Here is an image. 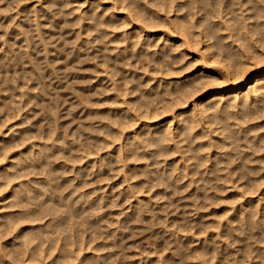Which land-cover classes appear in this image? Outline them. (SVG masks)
I'll return each instance as SVG.
<instances>
[{
	"label": "bare ground",
	"instance_id": "1",
	"mask_svg": "<svg viewBox=\"0 0 264 264\" xmlns=\"http://www.w3.org/2000/svg\"><path fill=\"white\" fill-rule=\"evenodd\" d=\"M75 1L97 8L104 5L103 14L112 10L110 17L125 19L126 24V17H120L121 10H127L136 21L130 38L163 46L153 55L161 68L155 89L161 83L165 89L143 91L127 78L113 79V71L106 70L125 107L111 115L88 113L100 119L98 124L82 132L81 140L68 139L56 116L38 111L45 108L49 85L57 79V87L65 86L70 74L66 68L79 59L55 67L65 51L54 41L51 45L43 31L47 26L44 11L55 17L69 0L8 2L15 3L18 14L23 13L14 26L25 50L6 57L0 68L28 85L23 106L33 103V112L22 114L10 133L3 132L0 138V264H191V259L193 264H264V0H172L169 6L155 0L146 4L143 0ZM5 10L0 4V12ZM94 21L87 23V31L99 22ZM32 23L38 43L31 34ZM52 23L57 32L63 17L52 18ZM38 44L44 57L34 56ZM51 52H56L53 61ZM110 65L115 62L109 61L107 68ZM183 71L188 73L182 75ZM12 86L9 77L4 79L1 96ZM37 88L43 95L32 92ZM4 105L3 100L0 107ZM176 153L179 157L169 162L167 156ZM84 160L87 167L97 165L99 173H105L106 165L118 163L117 187L123 186L118 196L130 203L124 215H99L98 211L115 203L113 197L89 198L78 194L80 185L60 179L58 172L65 171L68 162ZM142 160L146 162L138 164ZM224 186L245 187L240 192L249 196L262 190V197L254 203L246 199L255 208L238 210L241 218L235 209L237 217L233 213L228 221L229 208L225 209L228 228L222 224L226 228L218 231L223 219L207 226L200 210L216 203V198L219 201L217 191ZM180 187L188 190L187 200L179 205L175 194ZM190 206L199 211L202 221L198 215L199 220L190 219L196 224L187 225L192 233L195 227L199 230V223L207 226L200 231L206 234L204 239L198 235L193 240L197 230L190 234L189 227L183 229L186 224L175 214L176 208ZM191 208L183 214L193 212ZM156 225L165 226L164 233L171 230L165 235ZM173 225L177 226L172 230ZM213 229L216 232L211 235ZM185 230L190 241L180 242ZM136 236L147 241L143 248L136 245ZM200 240L199 246H191ZM132 256L139 258L133 261Z\"/></svg>",
	"mask_w": 264,
	"mask_h": 264
},
{
	"label": "rangeland",
	"instance_id": "2",
	"mask_svg": "<svg viewBox=\"0 0 264 264\" xmlns=\"http://www.w3.org/2000/svg\"><path fill=\"white\" fill-rule=\"evenodd\" d=\"M9 1H13V0H0V4L4 5L6 8L4 12H0V65L6 60V57L9 56L11 57L14 54L19 55L20 51L22 52L23 50H25L24 46H22L24 45V43L20 42L22 35L16 34V26H14L16 21L20 18V16L23 13L18 14L15 8V3L14 2L8 3ZM35 1L36 0H31L32 3ZM147 1L148 0H143L142 2L146 4ZM161 1H165V3H167V5L169 6L172 0H155V3L159 5ZM67 3L68 4L62 6V13L59 12V14H57L55 17L51 16L48 10L44 11L42 18L44 20V24H47V26H44L43 31L48 41L51 42V45H54V43H52L54 41L55 43L59 44L65 51L64 52L65 57L58 61L56 60L54 64L55 67L65 66L66 63H68V61L71 59L74 58H79V59L78 61L74 62L73 65L71 64L69 65L68 68H66L70 74H68L69 82L68 81H67L68 83L65 82L67 83L65 86L57 87L59 85L57 79H54L53 83L49 85V89L51 93L47 95L45 108L38 112L41 115V113L44 110H47L49 114H52L53 116L57 117L58 123L62 125L61 128L69 133L68 139L73 140V138H75L76 140H81L80 134L82 132H86L87 128L90 125L98 124V120H100L98 117H96L93 114L91 116H88V113L103 111L111 115L117 112V109L125 107V105L121 104L120 101L118 100L119 97L117 96L116 90L114 89V85H112V82L110 81L111 78L109 79L106 75V70L113 71L114 74L113 79L119 81L120 79L127 78V81L130 85L138 84L140 89L143 91L152 92L156 90H161L164 92L165 83H161V86L155 89L157 84H159L158 78L161 75L160 72L161 68L160 65L154 60L155 55H153V53H156V51H158L163 46L160 47L159 45H155L153 41L145 43L143 39L140 40V38L137 36H133L132 38H130L131 28L135 26L136 21L128 17L127 10H121L122 11L121 13L123 14L120 17V18L124 16L126 17L128 21V23L126 24L124 23L125 19L122 21L111 18L109 14L112 10L106 14H103L104 5H101L98 8L90 7L88 3L78 2L75 0H69V2ZM36 4L38 5L39 3ZM31 15H33V13H31ZM13 16H16V18L13 19L12 18ZM60 16L63 17V23L61 24V27L57 31L59 33L54 34L57 32L53 30V27H51V25L53 24L52 18L58 19ZM82 17H85L86 19L82 20L81 19ZM94 18H97L99 22L95 25L93 30L87 31L86 30L87 23L94 24L95 22ZM30 28L32 30L31 34L35 35L34 40H36L38 43L39 41L36 36L37 31L34 30L35 27L33 23L31 24ZM155 30H159V29H155ZM143 35H146V33ZM125 38L126 40H124ZM113 39H116V41H112ZM131 44L133 46H131ZM134 44L136 46H134ZM38 46H39V51L34 56L44 57L45 53L43 51V47L39 44ZM127 47L128 50H125V48ZM9 48L11 49L10 51ZM49 56L53 61L55 59L56 52H51ZM173 57L174 55L173 56L171 55V58ZM109 61H114L115 66L110 65L112 67L107 68ZM29 65L30 64H26L25 66H29ZM176 65H180V63H177ZM73 66H76V69H73L72 68ZM187 73L188 71H183L182 75H186ZM54 76L55 74L53 75V77ZM8 77L13 86L11 87V89L4 91L2 93L3 94L2 96L0 94V102L3 100L5 102V105L0 107V138L2 137L3 132L6 134L10 133V130L13 129L11 128V126L19 121L22 114H24L25 112H29V113L33 112L32 109L33 103L23 106V103L28 98V94H24V91L27 90L28 85L23 84L22 79L19 76H15V74L12 72L2 71V69L0 68V83H2V81L4 79H7ZM32 92H39V94L43 95L40 88L32 89ZM20 108L22 109L19 111ZM40 115H38V117ZM35 119L36 118L33 117V120ZM118 144L119 141L115 142L113 146H117ZM167 157H168V161L172 162V160L179 157V153H176L174 155H169ZM150 161L151 160L147 161L148 165L153 166ZM59 162H61V160H59ZM145 162H146L145 160L138 161V164H143ZM86 163L87 160H84L82 162L79 161L68 162V168L65 169V171L61 169L58 172L60 179L67 180L69 183L80 185L78 194L80 193L89 198L97 197L100 196L101 194L103 195L106 194L110 197H113V199H115V203L109 204V206L104 207L102 211H98L99 215L105 214L106 216L111 218L124 215V212L128 211L127 207L130 205V203L129 201L123 199L122 196H118L120 190L123 188V186L117 187V185L119 184L118 176H116V172H117L116 167L118 163L115 161L110 166L106 165L105 173H99L97 169V165H95L94 167H92V165L90 167H87L89 163L87 164ZM224 187L226 188L228 186H224ZM225 188L223 189L222 187V189H220L219 191H217L216 189L214 190V193L215 191H217L220 199L218 201V199L216 198L217 202L215 201V197H218L217 193H215L216 195L213 201L216 203H212V205L210 206L209 202L210 201L212 202V199L208 202L209 204L206 203L207 208L203 207L200 210V214H202V216L199 215V211H197L196 213V210H193L191 206L188 208L187 207L184 208V210L186 209L185 211L190 210L189 208H191L193 211V212H187L186 215L185 213L183 214L184 212L183 207L176 208L175 214L177 212V214H179L178 216L182 217L180 218L181 219L180 222H182L183 224L182 223L181 224L183 226L184 224H186L187 226V227L184 226L182 228L188 229L189 227L188 223L190 222V219L191 221L192 218L193 220L194 219L196 220L197 216L199 215L198 218L201 216L204 219V221L205 220L207 221V224L205 223L206 221L203 222V224L205 223L208 226V224L210 223V227H211V221L213 222L217 221L216 223L217 225L218 222H220L219 219L220 218L223 219L219 223L221 226L220 228L218 227L219 225L213 227L216 228V230L218 227L219 228L218 231L220 229L222 230V228L224 227V225L222 227V224H225L226 227L228 225L225 222L227 218H223V216L226 215L227 213L225 209L229 208V215L226 216L228 217V221H229L230 220L229 218L234 217V215L236 216V214L238 215V213L240 214V212L245 210L247 207H249L248 209H251V206H254V204L250 205L246 203L245 202L246 199L247 202L250 201L254 203L257 201L258 197H260V195L261 194L263 195L264 193V191L262 192V190H258L259 191V192L257 191L258 196L256 197L257 194L255 193L252 194L255 195L253 197L252 195L249 196V193L248 195L243 193L244 194L243 195L240 192L241 189L243 188V187L241 188V186H240L241 189H239L238 187L239 191L237 190V188L236 191L234 187L231 188L228 187V189ZM187 190L188 189L185 187H180L177 190L175 197L179 199L178 201L179 205L182 201L187 200V198L184 197L187 194ZM235 192L236 194H238L237 196H239L240 195L239 193H241L244 197H242V195L237 197L235 195ZM241 198H243L244 201H242ZM252 198L255 200H253ZM251 199L253 201H251ZM240 206L241 207L243 206L244 208L240 209L241 208ZM235 209H236V214L234 213ZM1 211L4 212L7 210L3 209ZM194 211L196 214L194 213ZM214 211H216L217 213H215ZM207 213H211V214L205 216V214ZM233 213L234 215L231 216V214ZM241 215L238 216H240L241 218ZM201 217L199 219H201ZM208 220H210V222H208ZM200 221H202V219ZM198 225L200 227L199 230L195 229L196 228L195 226L197 225H192L193 227H195L193 233L190 230L191 227H189L188 229V231L189 230L191 231V233L189 232L190 234H194L195 231L197 230L196 231L197 235L196 234H194V236L192 235L193 236L192 238H194L193 240H197L198 235L202 236L200 237V239H204V237L206 236V234L203 233L202 235L200 233L202 232V229H205L207 226L205 225L206 227H204L203 225L202 227L200 223ZM160 226L161 225H156L155 229L158 230ZM164 227L161 226V228L159 229L162 230L163 233L165 232L163 231ZM173 227L174 225L170 228H172L173 230L175 229ZM226 227H224L223 229H225ZM167 229L168 228H166V230ZM208 229L210 231L212 228L210 229L208 227ZM170 230H168V232L166 231L167 233L164 234L165 235L169 234ZM213 230L211 232H213ZM185 231L186 232L182 231V237L180 233L178 234L180 235V239L184 238L183 240L181 239L180 242L181 241L184 242L186 240L185 238L190 237V234L187 233V230ZM209 231L208 233L211 234ZM215 232L216 231L214 230V232L211 235L215 234ZM174 236L172 238L175 239L176 236L175 237ZM136 239H138L137 242H139L136 245L142 247L143 246L142 243L145 241V239L143 241V239H141L140 236H136ZM223 240L224 239H222L220 246L224 244ZM177 241L175 242L177 243ZM188 241H190V238H188ZM188 241L186 240L185 242ZM201 241L202 240H200V242L195 241V244L192 245L190 244V245L191 246L194 245V247L199 246L201 244ZM175 244L172 243L171 245H175ZM144 245H146V243ZM148 245L150 246V244ZM232 245L233 244H231V246ZM233 246L235 247V249L234 247L232 249L236 251L235 244ZM128 251L126 253H128V257H129L130 256L129 254L131 253L130 249H128ZM138 258L139 256H135L133 258V261H137ZM130 259L127 258L128 261H132V259L131 260ZM191 260H192L191 262L189 260V263L191 264L196 263L193 262V259Z\"/></svg>",
	"mask_w": 264,
	"mask_h": 264
}]
</instances>
